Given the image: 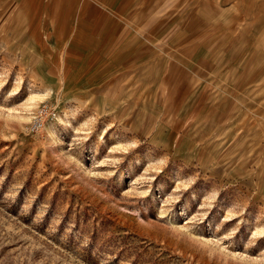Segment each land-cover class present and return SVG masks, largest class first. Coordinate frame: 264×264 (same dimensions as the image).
<instances>
[{
	"label": "rangeland",
	"instance_id": "rangeland-1",
	"mask_svg": "<svg viewBox=\"0 0 264 264\" xmlns=\"http://www.w3.org/2000/svg\"><path fill=\"white\" fill-rule=\"evenodd\" d=\"M185 8V65L172 38L173 68L116 93L84 85L81 53H22L0 21V264H264V111L259 128L210 108L249 47L264 99V0ZM44 102L55 116L30 132Z\"/></svg>",
	"mask_w": 264,
	"mask_h": 264
},
{
	"label": "crops",
	"instance_id": "crops-1",
	"mask_svg": "<svg viewBox=\"0 0 264 264\" xmlns=\"http://www.w3.org/2000/svg\"><path fill=\"white\" fill-rule=\"evenodd\" d=\"M186 5L187 0H0V21L12 23L9 34L22 39V53L34 55L35 61L36 54H55L62 48L69 55L81 53V59L77 60L84 64V85L90 86V90H94L92 86L102 85L116 93L124 79H138L140 70L148 72L151 79H159L166 68H173L167 67L164 55L169 44L166 41L172 38L181 49L179 63L185 65ZM145 33H150L152 40H149L156 45L152 51L142 40ZM246 50L253 56L243 57L242 62L251 68L236 80L219 78L217 85L233 88L225 94L218 88L217 93L211 94L210 108L223 111L242 108L239 116H257L260 128L264 111L262 46L244 48L243 53ZM200 53L205 52L200 50ZM226 59L227 63H235L234 57ZM207 60L201 58V64ZM88 94L94 97L97 93Z\"/></svg>",
	"mask_w": 264,
	"mask_h": 264
},
{
	"label": "built area",
	"instance_id": "built-area-1",
	"mask_svg": "<svg viewBox=\"0 0 264 264\" xmlns=\"http://www.w3.org/2000/svg\"><path fill=\"white\" fill-rule=\"evenodd\" d=\"M55 116V110L48 103H41L34 111L32 118L28 124L30 132L39 131L44 123Z\"/></svg>",
	"mask_w": 264,
	"mask_h": 264
}]
</instances>
